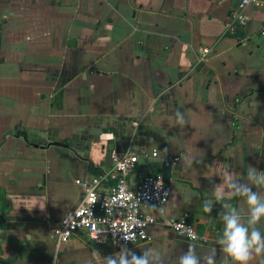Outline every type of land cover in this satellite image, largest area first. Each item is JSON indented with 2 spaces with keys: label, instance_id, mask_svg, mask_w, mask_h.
I'll return each instance as SVG.
<instances>
[{
  "label": "crops",
  "instance_id": "crops-1",
  "mask_svg": "<svg viewBox=\"0 0 264 264\" xmlns=\"http://www.w3.org/2000/svg\"><path fill=\"white\" fill-rule=\"evenodd\" d=\"M237 3L0 0V258L50 264L53 230L83 195L75 179L109 169L113 149L139 154L130 185L178 157L167 205L148 210L159 222L128 249L156 247L177 264L192 242L167 221L184 213L198 232H222L215 187L229 174L243 182L249 166L264 171V5H248L246 26L225 34ZM177 111L186 125H175ZM187 154L198 162L185 169ZM196 245L200 255L216 248L221 264L220 246ZM120 250L78 231L58 264H103Z\"/></svg>",
  "mask_w": 264,
  "mask_h": 264
},
{
  "label": "built area",
  "instance_id": "built-area-1",
  "mask_svg": "<svg viewBox=\"0 0 264 264\" xmlns=\"http://www.w3.org/2000/svg\"><path fill=\"white\" fill-rule=\"evenodd\" d=\"M248 5L259 7L264 5V0H238L225 23V34H234L246 26L245 8ZM209 53L210 49L203 47L197 60L204 61ZM150 156L156 157L157 151L151 150ZM173 160L177 161L178 157ZM110 162L109 169L91 179H75V184L83 189V195L75 207L64 213L59 226L53 230L54 245L50 264H58L61 245L78 231H83L93 243H111L121 249L146 240L148 227L159 222L156 214L148 210H161L167 205L172 193L171 183L165 181L161 171H150L139 177L135 185H130L128 177L139 163V154L130 149H113ZM167 224L178 237L186 241L219 247L216 241L221 228L216 225L198 232L186 213L170 218ZM189 230L198 237L196 241L188 238ZM113 231L130 232L133 239L126 242L122 234L114 236Z\"/></svg>",
  "mask_w": 264,
  "mask_h": 264
},
{
  "label": "clouds",
  "instance_id": "clouds-1",
  "mask_svg": "<svg viewBox=\"0 0 264 264\" xmlns=\"http://www.w3.org/2000/svg\"><path fill=\"white\" fill-rule=\"evenodd\" d=\"M175 125H186L185 116L181 111L175 114ZM198 162L190 154L183 155V168H190ZM246 179H233L231 174L225 178L226 188L217 185L214 200L222 204L223 212L220 218L223 228L216 243L223 254L221 264H252L257 257H264V232L259 225L264 222V171L249 166ZM228 199L243 198L245 208H237ZM130 207H134L130 206ZM213 201H205L203 210L211 213ZM113 235L120 233L127 242L133 239L130 232L113 231ZM188 238L196 241L198 237L189 230ZM166 251L156 247H145L140 255L135 254L126 246L116 255L107 256L103 264H165ZM177 264H217V249L212 248L203 255L198 254L196 243H189L187 251L178 256ZM264 264V259L260 260Z\"/></svg>",
  "mask_w": 264,
  "mask_h": 264
},
{
  "label": "water",
  "instance_id": "water-1",
  "mask_svg": "<svg viewBox=\"0 0 264 264\" xmlns=\"http://www.w3.org/2000/svg\"><path fill=\"white\" fill-rule=\"evenodd\" d=\"M53 144L63 145V143L60 142H54ZM172 165H173V160L171 159H164L160 162V170L166 182H170L174 176L172 173ZM13 258L14 255H11L7 258H0V264H10ZM14 264H19V263L18 261H15Z\"/></svg>",
  "mask_w": 264,
  "mask_h": 264
}]
</instances>
